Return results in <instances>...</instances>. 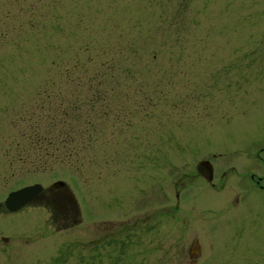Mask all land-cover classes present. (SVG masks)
Wrapping results in <instances>:
<instances>
[{
	"label": "rangeland",
	"instance_id": "1",
	"mask_svg": "<svg viewBox=\"0 0 264 264\" xmlns=\"http://www.w3.org/2000/svg\"><path fill=\"white\" fill-rule=\"evenodd\" d=\"M197 159L264 166V0H0V264H264V189Z\"/></svg>",
	"mask_w": 264,
	"mask_h": 264
},
{
	"label": "flooded vegetation",
	"instance_id": "2",
	"mask_svg": "<svg viewBox=\"0 0 264 264\" xmlns=\"http://www.w3.org/2000/svg\"><path fill=\"white\" fill-rule=\"evenodd\" d=\"M249 160L253 162L251 163L247 161L243 166H240L239 162L228 161L226 159H197L195 165L191 167L193 170L191 176L203 179L207 184H209L208 187H211V189H218H213L214 191H222L223 188L226 187L228 182L231 180L230 178L235 177L234 183H232L230 186L232 191L234 192L231 205L233 209H239L241 207L240 199L244 194L240 189V185H242L244 178L247 180V176L250 177L253 184H256L259 188L264 189V174H259L257 172L258 169L263 172L264 166L260 164L261 167H258L256 165L258 161H255V159ZM151 171H155V169L150 170V172ZM182 177L183 179L181 180H184V175ZM122 197V195L117 194L118 204L120 205H123ZM177 197H179L178 193ZM50 199H53V201H55L57 205L56 209L60 210L58 213L60 218L67 220L70 217L76 215L77 209L67 186L47 188L43 191L42 194H40L36 201H48ZM106 221L108 222L109 219L104 220L105 227L103 228V230L106 232V239H114L116 241L118 240V242L121 243L124 239L123 223H111V225L110 223H105Z\"/></svg>",
	"mask_w": 264,
	"mask_h": 264
},
{
	"label": "water",
	"instance_id": "3",
	"mask_svg": "<svg viewBox=\"0 0 264 264\" xmlns=\"http://www.w3.org/2000/svg\"><path fill=\"white\" fill-rule=\"evenodd\" d=\"M64 185H66V182L60 180L55 182L51 188H57ZM42 191L43 185L40 183L28 185L18 190H14L7 196L5 205L9 211L16 212L31 201L35 200Z\"/></svg>",
	"mask_w": 264,
	"mask_h": 264
},
{
	"label": "trees",
	"instance_id": "4",
	"mask_svg": "<svg viewBox=\"0 0 264 264\" xmlns=\"http://www.w3.org/2000/svg\"><path fill=\"white\" fill-rule=\"evenodd\" d=\"M38 138V136L36 135V133H31L30 135H29V137L28 138ZM44 140V139H43ZM31 143H30V145H29V149H26V148H24V150L22 151H20L19 152V154H20V156H19V158L20 159H27V155L30 157L31 156V154H33L32 153V150H33V148L31 147ZM31 147V148H30ZM24 155L26 156V157H24ZM124 226V225H123ZM125 228H130L129 226H124V230H125ZM114 239H108V241H106L107 243L108 242H110V241H113ZM114 241H116V240H114ZM115 243V242H114Z\"/></svg>",
	"mask_w": 264,
	"mask_h": 264
}]
</instances>
